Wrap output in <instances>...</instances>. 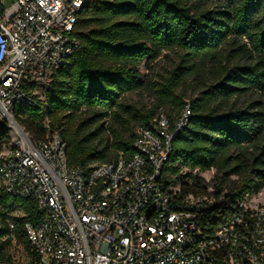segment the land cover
Here are the masks:
<instances>
[{"label":"trees","instance_id":"16d2710c","mask_svg":"<svg viewBox=\"0 0 264 264\" xmlns=\"http://www.w3.org/2000/svg\"><path fill=\"white\" fill-rule=\"evenodd\" d=\"M214 1L87 0L73 32L79 50L55 74L45 100L37 98L34 107L17 105L14 115L35 139L59 131L69 165L91 170L120 153L132 156L138 129L148 126L159 107L180 114L186 102L177 91L211 62L216 83L189 101L191 118L173 140L163 168L169 185L177 183L184 167L215 169L211 195L224 200L201 214L207 233L235 216L246 196L264 188V99L236 101L249 92L264 94V0H226L211 9L208 2ZM174 49L184 58L157 84V102L149 109L128 102L126 94L145 86L140 66ZM167 114L173 122L175 115ZM186 177L190 180L179 184L182 195L208 193L203 176ZM14 207L36 218L31 200L3 194L1 236L9 233L7 212ZM25 219L15 218L14 234L31 253ZM9 243L10 238L0 242L4 264L10 262Z\"/></svg>","mask_w":264,"mask_h":264},{"label":"built area","instance_id":"2783aa9c","mask_svg":"<svg viewBox=\"0 0 264 264\" xmlns=\"http://www.w3.org/2000/svg\"><path fill=\"white\" fill-rule=\"evenodd\" d=\"M86 2L13 0L5 7L1 0L0 206L3 194L36 206V218L24 220L28 264H264V203L249 206L246 196L235 216L207 233L200 216L223 195H211L209 186L207 194L184 196L163 179L173 140L191 118L189 101L173 122L161 112L139 128L132 156L120 153L91 170L69 165L59 131L35 139L16 121L17 105L45 100L79 50L73 32ZM12 210L9 233L0 235V242L10 238V261L26 249Z\"/></svg>","mask_w":264,"mask_h":264},{"label":"rangeland","instance_id":"374dc122","mask_svg":"<svg viewBox=\"0 0 264 264\" xmlns=\"http://www.w3.org/2000/svg\"><path fill=\"white\" fill-rule=\"evenodd\" d=\"M13 0H2V3L5 7L11 5ZM226 0H218L214 2H208V6L211 9H219L222 5L226 4ZM184 52L178 49L174 50H163L162 53L155 58L153 61L150 62L149 65H141V80L145 83V86L138 91L131 92L125 95V99L137 105L139 108H151L157 102V84L164 82L165 78L169 75L170 70L177 64H179L183 60ZM243 61V60H242ZM226 62H224L225 64ZM215 76H217L215 72V67L212 63H208L204 69H201L199 73H196L185 84L177 91L178 93L182 94L184 102H188L193 98L197 97L200 94V91L203 90L205 86H209L211 84H215ZM264 99V94L262 91L257 92H249L245 96H241L236 99L238 104H247L251 101H259ZM161 112L172 113L175 115L172 110L167 111L163 107H159L157 110V114ZM87 112H84L83 115L85 116ZM195 174L198 173L199 175L203 176L206 180V184L208 186H213L214 181L213 177L215 175V169L212 168L208 171L201 172L198 169H189V168H182L181 174L177 179V183L175 186L181 184V182H188L190 180L189 177H186V174ZM233 180H237V177L231 176ZM226 192V191H225ZM248 199L245 201L249 206H256L261 205L264 203V188L261 189L258 193H254L248 195ZM14 216H17L20 220L25 219V215L21 209L15 207L12 210ZM31 254L28 252L27 249L20 250L16 254V259L10 261L8 264H28L29 258Z\"/></svg>","mask_w":264,"mask_h":264},{"label":"water","instance_id":"95a60500","mask_svg":"<svg viewBox=\"0 0 264 264\" xmlns=\"http://www.w3.org/2000/svg\"><path fill=\"white\" fill-rule=\"evenodd\" d=\"M2 11V4H1V0H0V12Z\"/></svg>","mask_w":264,"mask_h":264}]
</instances>
